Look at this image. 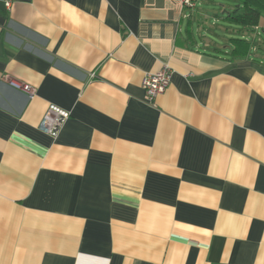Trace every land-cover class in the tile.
Instances as JSON below:
<instances>
[{"label": "crops", "instance_id": "crops-1", "mask_svg": "<svg viewBox=\"0 0 264 264\" xmlns=\"http://www.w3.org/2000/svg\"><path fill=\"white\" fill-rule=\"evenodd\" d=\"M224 1L0 0V264H264V13Z\"/></svg>", "mask_w": 264, "mask_h": 264}, {"label": "built area", "instance_id": "built-area-1", "mask_svg": "<svg viewBox=\"0 0 264 264\" xmlns=\"http://www.w3.org/2000/svg\"><path fill=\"white\" fill-rule=\"evenodd\" d=\"M7 10L11 7V0H3ZM198 4V0H181V5L186 8H194ZM171 70L168 66H163L155 72L146 73L142 80V87L145 92V100L151 103L156 96L163 93L170 83ZM9 85L14 89L23 91L29 98L35 93V87L31 84L10 80ZM70 117V112L56 105L49 104L47 110L42 117L39 128L52 138H55L65 121Z\"/></svg>", "mask_w": 264, "mask_h": 264}, {"label": "trees", "instance_id": "trees-1", "mask_svg": "<svg viewBox=\"0 0 264 264\" xmlns=\"http://www.w3.org/2000/svg\"><path fill=\"white\" fill-rule=\"evenodd\" d=\"M243 9L239 21L243 25L256 26L261 14L264 13V0H238Z\"/></svg>", "mask_w": 264, "mask_h": 264}, {"label": "rangeland", "instance_id": "rangeland-1", "mask_svg": "<svg viewBox=\"0 0 264 264\" xmlns=\"http://www.w3.org/2000/svg\"><path fill=\"white\" fill-rule=\"evenodd\" d=\"M212 1L213 2L209 3L208 6L207 5L206 6L218 10V9H220V5L219 4H222L223 5L222 9H220L221 12L223 10L231 8V7L227 6L228 3H226L224 0H212ZM220 10H218V12H220ZM227 25H229V24L227 23Z\"/></svg>", "mask_w": 264, "mask_h": 264}]
</instances>
